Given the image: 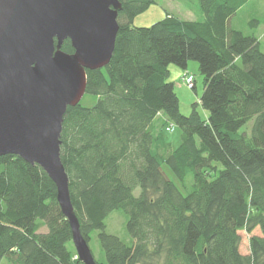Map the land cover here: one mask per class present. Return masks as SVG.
<instances>
[{"label": "trees", "instance_id": "obj_1", "mask_svg": "<svg viewBox=\"0 0 264 264\" xmlns=\"http://www.w3.org/2000/svg\"><path fill=\"white\" fill-rule=\"evenodd\" d=\"M118 1L111 59L86 70L85 94L97 101L68 107L59 137L80 233L88 244L97 231L104 252L95 263L264 264V52L254 31L230 25L248 0H197L201 20L166 13L149 27L132 21L156 0ZM61 50L74 52L69 40ZM189 60L203 76L205 117L195 105L182 115L168 81L169 65L185 70ZM168 124L180 130L175 148ZM117 210L132 245L105 231ZM0 264H83L54 183L14 155L0 157Z\"/></svg>", "mask_w": 264, "mask_h": 264}, {"label": "water", "instance_id": "obj_2", "mask_svg": "<svg viewBox=\"0 0 264 264\" xmlns=\"http://www.w3.org/2000/svg\"><path fill=\"white\" fill-rule=\"evenodd\" d=\"M120 9L118 0H0V157L38 165L51 179L83 264L96 263L73 211L59 137L66 109L85 94L86 70L111 59ZM65 40L73 53L61 50Z\"/></svg>", "mask_w": 264, "mask_h": 264}, {"label": "rangeland", "instance_id": "obj_3", "mask_svg": "<svg viewBox=\"0 0 264 264\" xmlns=\"http://www.w3.org/2000/svg\"><path fill=\"white\" fill-rule=\"evenodd\" d=\"M166 13H169L182 20L195 21L201 20L203 15L199 9L197 0H156V2L149 6L147 10L136 15L133 18L132 26L134 27H149L152 24L162 20ZM251 20H257L259 25L256 29H251L249 22ZM230 25L233 29L239 30L244 34L255 32L256 36L264 35V0H248V2L242 6L234 17L230 20ZM260 49L264 52V39L260 44ZM169 76L168 81L174 84V92L177 95L179 101L180 113L184 116H188L191 112L192 105H195L197 111L201 116H206V111L200 106V97L203 92V76L201 75L198 67V63L193 60L187 62L185 70L181 69L176 65H169ZM185 74L192 75L194 77L195 88L185 87L181 82V77ZM97 101V98L90 94H84L79 102L83 107H92ZM170 125V126H169ZM251 125V123H248ZM169 131L166 132L162 129L163 136L171 145L175 148L180 143V130L173 124H168ZM247 127L240 129V132L246 130ZM161 171L164 177L172 181L183 195L187 192L175 176L169 171L167 166L161 165ZM190 179H188V183ZM139 193L138 189H135L134 195L137 196ZM127 215L117 210L110 214L106 219L105 231L109 234H114L120 238L121 241L127 245H132L133 240L126 232L125 223ZM40 232H46V228L42 227ZM259 230H255L253 234H258ZM98 232L95 231L91 234L88 246L94 256V259L99 262H105L104 252L101 249L97 237ZM240 252L246 254L248 252V235L241 231Z\"/></svg>", "mask_w": 264, "mask_h": 264}, {"label": "built area", "instance_id": "obj_4", "mask_svg": "<svg viewBox=\"0 0 264 264\" xmlns=\"http://www.w3.org/2000/svg\"><path fill=\"white\" fill-rule=\"evenodd\" d=\"M181 82L185 87L193 88L194 86V77L192 75H184L181 78ZM169 130V129H168Z\"/></svg>", "mask_w": 264, "mask_h": 264}, {"label": "crops", "instance_id": "obj_5", "mask_svg": "<svg viewBox=\"0 0 264 264\" xmlns=\"http://www.w3.org/2000/svg\"><path fill=\"white\" fill-rule=\"evenodd\" d=\"M257 38L259 40V43L261 44L262 40L264 39V35L263 36H258ZM194 88H195V84H194Z\"/></svg>", "mask_w": 264, "mask_h": 264}]
</instances>
